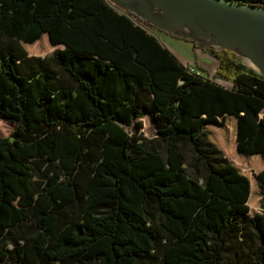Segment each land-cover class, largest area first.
<instances>
[{
    "label": "trees",
    "instance_id": "16d2710c",
    "mask_svg": "<svg viewBox=\"0 0 264 264\" xmlns=\"http://www.w3.org/2000/svg\"><path fill=\"white\" fill-rule=\"evenodd\" d=\"M136 16L0 0V264H264V75Z\"/></svg>",
    "mask_w": 264,
    "mask_h": 264
},
{
    "label": "water",
    "instance_id": "95a60500",
    "mask_svg": "<svg viewBox=\"0 0 264 264\" xmlns=\"http://www.w3.org/2000/svg\"><path fill=\"white\" fill-rule=\"evenodd\" d=\"M117 3L125 5L129 10L134 12L131 2L136 1L142 8V11L135 10V14L139 17L143 16L150 23L164 30L167 33L177 34L183 37L200 40L192 35L179 33L167 27L169 23L162 20L153 19L147 15L149 12L148 7L157 5L163 9L167 19L173 23L187 22L190 23L194 20L195 25L199 24L203 28L209 29L213 32V38L223 40L225 37L223 33L231 32L236 36H243L251 38L254 33L260 32L264 29V6L257 4H248L238 0H115ZM133 9V10H132ZM208 17L206 21L205 17ZM142 18V17H141ZM143 18V19H144ZM211 21H215L211 23ZM193 26V25H190ZM198 26V25H197ZM209 26V27H208ZM249 51L252 55L256 53L255 49L252 50L251 44ZM234 50L230 46L228 47ZM247 64V63H246ZM264 75V64L253 63Z\"/></svg>",
    "mask_w": 264,
    "mask_h": 264
},
{
    "label": "rangeland",
    "instance_id": "374dc122",
    "mask_svg": "<svg viewBox=\"0 0 264 264\" xmlns=\"http://www.w3.org/2000/svg\"><path fill=\"white\" fill-rule=\"evenodd\" d=\"M115 8H117L120 11L124 10V8H122L121 6H116ZM148 9H149L150 13H148L147 15L151 16L155 20L159 19V20H162L164 22L169 23V25H167V27L170 28L171 30L177 31L179 33L187 34L183 30L185 28V26L195 25V23H196L194 20H192L190 23H187V22L173 23V22H170L169 19H167V16L163 12V9H161L160 7H157V5H155V6L151 5L148 7ZM134 19H136V18H134ZM197 25L203 31L208 32L211 36L214 35L213 32H211L209 29L203 28L199 24H197ZM146 28L149 29L150 32L155 31V33H157V34H158V32H160V30H158L157 28L151 29L149 26ZM187 35H191V34H187ZM210 38L211 39H207L206 37H204V38H201L202 41H200V40H197V41L202 42L207 47H209L211 49L218 50L220 52L225 50V49L231 50L228 48L229 46L224 43L223 40L213 38V37H210ZM168 40H169V42H180L179 41L180 39L177 37H175L174 39L169 38ZM231 51L234 53V56L236 58H238L240 61L247 63L251 68L257 70L258 72H261V70L256 65H254L252 62H248L246 60L247 59L246 57L240 56L239 51L238 52L236 50L235 51L231 50ZM255 61H258V60H255ZM258 62H261V61H258ZM208 71L211 73V70H208ZM209 72H206V73H209ZM208 76H210V75H208ZM210 77L213 78L214 80H216L217 82L225 85V86L231 87V83L228 80H225L222 77H220L219 74L217 73V71L212 72ZM143 123H144V128L142 129L143 134L147 137H150V138L155 137L156 129L154 126V120H153L152 115H147V116L143 117ZM12 131H13V126L11 124L0 120V135H9Z\"/></svg>",
    "mask_w": 264,
    "mask_h": 264
},
{
    "label": "crops",
    "instance_id": "0c3cea01",
    "mask_svg": "<svg viewBox=\"0 0 264 264\" xmlns=\"http://www.w3.org/2000/svg\"><path fill=\"white\" fill-rule=\"evenodd\" d=\"M108 1L114 7L121 6L122 8H124V10H122V11H125L126 9H128L125 5L119 4L115 0H108ZM133 3L134 4H131L132 8H134L138 12L139 11L143 12L141 6L136 1H134ZM135 10H134V12H135ZM141 17L144 18L143 16H141ZM134 18L137 19L136 21L140 20L139 15H137ZM147 22L150 23L148 20H147ZM150 24H152V23H150ZM148 26L149 25H147V26L145 25V27H148ZM149 27L151 29L157 28L158 30H160L155 25L149 26ZM147 31L150 32L149 29H147ZM150 33L155 35L160 40V42L165 47H167L184 65L194 64L197 68H199V70L203 74L210 75V76H211L212 72L218 70L217 60L214 57H212L208 52H206L202 49H199V48H195L194 44L192 42H188V41L180 39V38H179L180 42H169V40H168L169 38L174 39L175 37H173L172 35H170L169 33H167L164 30H160V32H158V34L155 33V31H151ZM208 70H211V73ZM206 72H209V73H206ZM217 73H218V71H217Z\"/></svg>",
    "mask_w": 264,
    "mask_h": 264
},
{
    "label": "bare ground",
    "instance_id": "6f19581e",
    "mask_svg": "<svg viewBox=\"0 0 264 264\" xmlns=\"http://www.w3.org/2000/svg\"><path fill=\"white\" fill-rule=\"evenodd\" d=\"M131 4H134L131 2ZM206 21H208V17H205ZM159 20V19H158ZM215 21H211V23ZM185 33L194 35L197 38H204L211 39L208 32L203 31L197 25L193 26H185L183 29ZM225 37V44L235 49L237 52L239 51L240 56L246 57L248 62L252 63H262L264 64V29L260 32L254 33L251 38L243 37V36H236L231 32L223 33ZM213 40V39H212ZM248 44L252 46V50L255 49L256 53L252 55L249 51ZM261 49V50H260ZM261 61H255V60Z\"/></svg>",
    "mask_w": 264,
    "mask_h": 264
},
{
    "label": "built area",
    "instance_id": "2783aa9c",
    "mask_svg": "<svg viewBox=\"0 0 264 264\" xmlns=\"http://www.w3.org/2000/svg\"><path fill=\"white\" fill-rule=\"evenodd\" d=\"M186 66L190 73L202 74V72L194 64H188Z\"/></svg>",
    "mask_w": 264,
    "mask_h": 264
}]
</instances>
